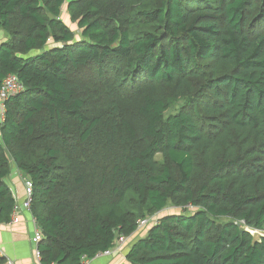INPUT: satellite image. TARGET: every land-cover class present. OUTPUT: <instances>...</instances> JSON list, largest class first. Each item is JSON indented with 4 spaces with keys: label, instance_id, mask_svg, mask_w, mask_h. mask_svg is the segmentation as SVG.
Returning <instances> with one entry per match:
<instances>
[{
    "label": "trees",
    "instance_id": "16d2710c",
    "mask_svg": "<svg viewBox=\"0 0 264 264\" xmlns=\"http://www.w3.org/2000/svg\"><path fill=\"white\" fill-rule=\"evenodd\" d=\"M1 33L0 222L14 164L42 264L152 216L130 264H264V0H0Z\"/></svg>",
    "mask_w": 264,
    "mask_h": 264
},
{
    "label": "crops",
    "instance_id": "0c3cea01",
    "mask_svg": "<svg viewBox=\"0 0 264 264\" xmlns=\"http://www.w3.org/2000/svg\"><path fill=\"white\" fill-rule=\"evenodd\" d=\"M4 34V33H1ZM0 34V35H1ZM6 40L2 37L0 42ZM3 121L2 104L0 103V125ZM24 177L12 165V173L6 179L11 190L20 205L18 213V223H1L0 222V253L6 259H11L15 264H42L36 257L37 247L33 242V237L38 226L31 211L23 208L22 204L25 198ZM122 254H116L109 257H101L92 261L91 264H130L127 255L130 246Z\"/></svg>",
    "mask_w": 264,
    "mask_h": 264
},
{
    "label": "built area",
    "instance_id": "2783aa9c",
    "mask_svg": "<svg viewBox=\"0 0 264 264\" xmlns=\"http://www.w3.org/2000/svg\"><path fill=\"white\" fill-rule=\"evenodd\" d=\"M24 90L23 85L21 84L20 80L16 75H9L8 77L5 78V80L2 83V86L0 88V103L2 104V116L4 115V108H3V103L7 101L10 97L13 95L20 93ZM24 187H25V198L23 201V208L27 211H31V207L33 204V195H34V187L33 183L29 180L24 178ZM20 210V205L17 204L16 207L14 208V215L12 218L13 223H18V213ZM155 216L143 219L139 221L138 223V228L136 233H140L143 230L147 229L150 227L152 222L154 221ZM43 235L39 228L35 231L34 237H33V242L37 247L36 250V257L39 261H41V254L40 251L38 250V245L42 241ZM131 237H125V236H120L116 239L114 245L112 248L107 250L106 252L97 255L94 259H89L87 257H84L82 259L83 264H91L93 260L101 257H109V256H114L116 254H122L125 249L128 247ZM1 254V253H0ZM5 264H15L11 259H6Z\"/></svg>",
    "mask_w": 264,
    "mask_h": 264
},
{
    "label": "rangeland",
    "instance_id": "374dc122",
    "mask_svg": "<svg viewBox=\"0 0 264 264\" xmlns=\"http://www.w3.org/2000/svg\"><path fill=\"white\" fill-rule=\"evenodd\" d=\"M62 18L65 21V23L74 31V33L76 34V37L79 38L80 37V31L78 29V26H77V24H74V23L71 22L70 17L67 14V8L66 7L63 10ZM4 36H5V34H1L0 35V41H1L2 37H4ZM176 111H177V109L175 108L173 110V112H176ZM173 211L182 213V210L180 208H173L172 206H170L168 209H166L164 211V213H169V212H173ZM188 211L190 212L191 210H188ZM223 221H225V220H223ZM245 230L249 231L253 236L255 235V237L257 239L262 237V236H264V232H261L259 230L253 229V228L245 227ZM147 232H148L147 230L144 233L141 232L142 234L140 233L141 235L136 236L134 239L137 240L138 238L143 237ZM134 239L131 240L130 244L132 243V241H134Z\"/></svg>",
    "mask_w": 264,
    "mask_h": 264
},
{
    "label": "water",
    "instance_id": "95a60500",
    "mask_svg": "<svg viewBox=\"0 0 264 264\" xmlns=\"http://www.w3.org/2000/svg\"><path fill=\"white\" fill-rule=\"evenodd\" d=\"M133 245V244H132ZM132 245L130 246V248H129V251L131 250V248H132ZM129 251H128V253H129Z\"/></svg>",
    "mask_w": 264,
    "mask_h": 264
},
{
    "label": "clouds",
    "instance_id": "9594fccd",
    "mask_svg": "<svg viewBox=\"0 0 264 264\" xmlns=\"http://www.w3.org/2000/svg\"><path fill=\"white\" fill-rule=\"evenodd\" d=\"M131 242V241H130ZM129 246V245H128Z\"/></svg>",
    "mask_w": 264,
    "mask_h": 264
}]
</instances>
